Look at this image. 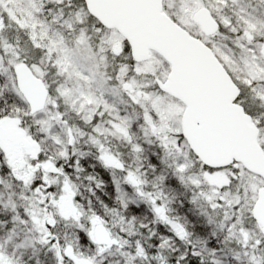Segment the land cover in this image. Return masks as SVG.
<instances>
[{"label":"snow or ice","instance_id":"snow-or-ice-1","mask_svg":"<svg viewBox=\"0 0 264 264\" xmlns=\"http://www.w3.org/2000/svg\"><path fill=\"white\" fill-rule=\"evenodd\" d=\"M262 7L0 0V264H264Z\"/></svg>","mask_w":264,"mask_h":264},{"label":"rangeland","instance_id":"rangeland-1","mask_svg":"<svg viewBox=\"0 0 264 264\" xmlns=\"http://www.w3.org/2000/svg\"><path fill=\"white\" fill-rule=\"evenodd\" d=\"M252 4L253 6H256L257 4V0H252ZM261 11H264V7L261 8ZM7 35L9 36V38H14L16 35V31L13 28H9L7 31ZM129 195H131V193H129ZM102 198L108 199L109 197H105L102 193H101ZM184 199V197H180L179 199H177L173 204H172V208L175 210L176 213L184 216L187 215L189 217V219L192 221L193 225H195L194 231L196 232V236H204L206 235V232L204 231H200V229L202 228H207L208 231L211 230V226L206 225V222L204 220V218L202 216H199L196 212L194 211H190V206L188 205H182L181 204V200ZM0 231H2V229H0ZM193 239H195V236L193 237ZM213 243H215V241L213 240ZM232 247H235V243H233L231 245ZM31 257V259L29 258ZM39 258L44 261V264H54L53 259L51 257V254H47L45 255V252L42 250L39 253ZM26 264H35L36 261V257L32 256L31 250H28L25 252V255L22 258ZM112 260L115 259H119V257H112L110 258ZM225 261L228 262L231 260V257H224ZM105 264H108V261H105Z\"/></svg>","mask_w":264,"mask_h":264},{"label":"trees","instance_id":"trees-1","mask_svg":"<svg viewBox=\"0 0 264 264\" xmlns=\"http://www.w3.org/2000/svg\"><path fill=\"white\" fill-rule=\"evenodd\" d=\"M105 199V198H104ZM160 228H161V230L163 229V226L161 225V226H159Z\"/></svg>","mask_w":264,"mask_h":264}]
</instances>
